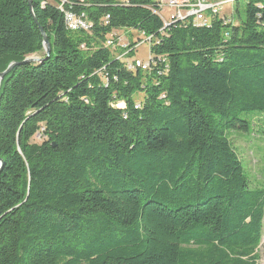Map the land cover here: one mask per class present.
I'll return each mask as SVG.
<instances>
[{
  "label": "trees",
  "instance_id": "1",
  "mask_svg": "<svg viewBox=\"0 0 264 264\" xmlns=\"http://www.w3.org/2000/svg\"><path fill=\"white\" fill-rule=\"evenodd\" d=\"M242 1L198 28L158 0H32L36 22L0 0V71L41 54L0 87V264H259L264 186L233 137L264 134V0ZM129 31L156 38L147 72L139 38L106 47Z\"/></svg>",
  "mask_w": 264,
  "mask_h": 264
},
{
  "label": "built area",
  "instance_id": "2",
  "mask_svg": "<svg viewBox=\"0 0 264 264\" xmlns=\"http://www.w3.org/2000/svg\"><path fill=\"white\" fill-rule=\"evenodd\" d=\"M158 2V14L163 19L165 25H175L179 23L185 24L188 21H192L195 27L207 28L210 27L212 20L217 17L213 16V8L219 6L221 1L212 3L207 2L206 0H158ZM65 4L66 2H62V6H65ZM233 4L234 3H228V7ZM165 14L168 15L167 18H165ZM66 20L68 27L71 30H88L85 20L77 18L70 12L66 13ZM127 34L136 36V34L132 31L127 32ZM141 35L145 38V40H141V42L137 45V48L142 45H147V40L156 41L154 36H145L144 34ZM116 39L117 41H115ZM124 40V37H110V39L106 42V47L111 48L112 51H116L118 48H125L126 46L124 45ZM136 40H138V38L135 39V41ZM150 49L151 48H148L149 52L146 60H135V62L128 64L129 67H132V71L136 69L143 72L149 71L151 62L153 61V58L150 56ZM122 58H124V56H120L118 59Z\"/></svg>",
  "mask_w": 264,
  "mask_h": 264
},
{
  "label": "rangeland",
  "instance_id": "3",
  "mask_svg": "<svg viewBox=\"0 0 264 264\" xmlns=\"http://www.w3.org/2000/svg\"><path fill=\"white\" fill-rule=\"evenodd\" d=\"M117 2H126L127 0H115ZM207 2H218L221 0H206ZM227 3H231V0H222ZM240 5H244V1L239 0ZM237 5L233 6H226L225 12L223 13L225 16L230 17L233 13L232 10H235ZM165 18L168 17V15H164ZM125 37V35H124ZM127 39H125L124 43L127 42H132L133 38L137 39L140 38V40L144 41L145 38L141 35L136 33V36H126ZM149 46L147 45H142L139 46L134 54V58L136 59H143L146 60L148 56V50ZM118 54V53H117ZM41 55V54H40ZM40 55H34L32 57H39ZM4 69V63H0V70ZM257 120V119H256ZM242 134V132H233L229 131L228 135L231 137L232 135H239ZM244 135V134H242ZM234 144L236 146V149L239 153V156L241 160L243 161V166L246 170V173L248 174V171L251 173L252 178L254 177L255 183L257 185H262L264 186V134L260 131L259 124L255 122L253 132L251 135L247 136H235L233 137ZM40 143L39 141H36ZM248 169V170H247ZM259 254H260V261L259 264H264V228H263V238H262V243L259 248Z\"/></svg>",
  "mask_w": 264,
  "mask_h": 264
},
{
  "label": "water",
  "instance_id": "4",
  "mask_svg": "<svg viewBox=\"0 0 264 264\" xmlns=\"http://www.w3.org/2000/svg\"><path fill=\"white\" fill-rule=\"evenodd\" d=\"M29 6H30V9H31V14L33 16V19L34 21L36 22V19L34 17V14H33V8H32V0H29ZM41 32H42V35H43V38H44V53L49 56L50 53H51V45H50V42H49V39L48 37L45 35V33L43 32V30L41 29ZM41 62V59L40 58H34V57H29L27 59H25L23 62L21 63H18V62H13L11 63L8 68L4 71V72H1L0 71V87H1V84H2V81L4 80V78L9 74L11 73V71L20 66V65H23V64H29V63H39Z\"/></svg>",
  "mask_w": 264,
  "mask_h": 264
},
{
  "label": "bare ground",
  "instance_id": "5",
  "mask_svg": "<svg viewBox=\"0 0 264 264\" xmlns=\"http://www.w3.org/2000/svg\"><path fill=\"white\" fill-rule=\"evenodd\" d=\"M231 3H235V0H231ZM228 6V3L225 1H221L219 3V6H217L216 8H213V16H219L222 11L225 9V7ZM224 12V11H223ZM222 16V15H221ZM150 42V40H147V44ZM152 42V41H151ZM154 43V42H152ZM129 67V66H128ZM129 69H132V67H129Z\"/></svg>",
  "mask_w": 264,
  "mask_h": 264
},
{
  "label": "crops",
  "instance_id": "6",
  "mask_svg": "<svg viewBox=\"0 0 264 264\" xmlns=\"http://www.w3.org/2000/svg\"><path fill=\"white\" fill-rule=\"evenodd\" d=\"M222 1V0H221Z\"/></svg>",
  "mask_w": 264,
  "mask_h": 264
}]
</instances>
